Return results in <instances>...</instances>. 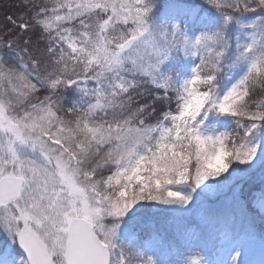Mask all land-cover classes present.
<instances>
[{"label": "snow or ice", "instance_id": "1", "mask_svg": "<svg viewBox=\"0 0 264 264\" xmlns=\"http://www.w3.org/2000/svg\"><path fill=\"white\" fill-rule=\"evenodd\" d=\"M0 264H264V0H0Z\"/></svg>", "mask_w": 264, "mask_h": 264}, {"label": "trees", "instance_id": "2", "mask_svg": "<svg viewBox=\"0 0 264 264\" xmlns=\"http://www.w3.org/2000/svg\"><path fill=\"white\" fill-rule=\"evenodd\" d=\"M10 2V0H4V3L5 4H7V3H9Z\"/></svg>", "mask_w": 264, "mask_h": 264}]
</instances>
